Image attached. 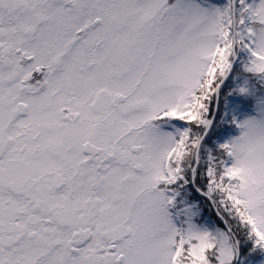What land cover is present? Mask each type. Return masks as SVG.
Returning <instances> with one entry per match:
<instances>
[{"label":"snow or ice","instance_id":"snow-or-ice-1","mask_svg":"<svg viewBox=\"0 0 264 264\" xmlns=\"http://www.w3.org/2000/svg\"><path fill=\"white\" fill-rule=\"evenodd\" d=\"M0 264H264V0H0Z\"/></svg>","mask_w":264,"mask_h":264},{"label":"rangeland","instance_id":"rangeland-1","mask_svg":"<svg viewBox=\"0 0 264 264\" xmlns=\"http://www.w3.org/2000/svg\"><path fill=\"white\" fill-rule=\"evenodd\" d=\"M206 207H207V205H206ZM206 207L204 209V215H205V217L208 218V219H212L213 222H215V219H213L212 218V215L210 214V210L209 209L207 210Z\"/></svg>","mask_w":264,"mask_h":264},{"label":"trees","instance_id":"trees-1","mask_svg":"<svg viewBox=\"0 0 264 264\" xmlns=\"http://www.w3.org/2000/svg\"><path fill=\"white\" fill-rule=\"evenodd\" d=\"M206 209H207V210H208V209L210 210V214L212 215V218L215 219V213H214L212 207H211L210 205H207Z\"/></svg>","mask_w":264,"mask_h":264}]
</instances>
